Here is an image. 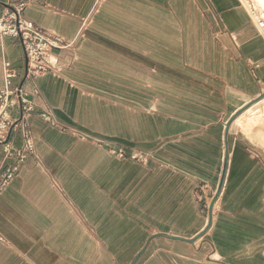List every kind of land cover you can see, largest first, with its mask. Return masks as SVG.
Here are the masks:
<instances>
[{
	"label": "crops",
	"instance_id": "1",
	"mask_svg": "<svg viewBox=\"0 0 264 264\" xmlns=\"http://www.w3.org/2000/svg\"><path fill=\"white\" fill-rule=\"evenodd\" d=\"M20 2L74 48L61 75L26 81L21 43L0 38V88L8 63L36 104L35 153L0 190V264H131L144 248L137 264H264V131L241 128L264 99L231 126L210 230L170 238L206 229L226 124L264 93V34L244 1L0 0V15ZM9 143L21 149V132ZM15 164L2 151L0 172Z\"/></svg>",
	"mask_w": 264,
	"mask_h": 264
},
{
	"label": "built area",
	"instance_id": "2",
	"mask_svg": "<svg viewBox=\"0 0 264 264\" xmlns=\"http://www.w3.org/2000/svg\"><path fill=\"white\" fill-rule=\"evenodd\" d=\"M244 3L246 4L245 1ZM25 6L24 2L17 5L14 3L3 4L4 10L0 15V38L11 37L21 43L26 60V81H34L48 73L61 75L64 68L67 67L66 64H63L61 55L63 52L73 50V42L42 29L25 18L23 14ZM250 8L248 7L249 10ZM250 12L253 13L251 10ZM257 26L260 28L263 24L260 26L257 24ZM5 68L6 83L4 87L0 88V154L3 151L6 158H15L16 164L0 172V190L4 189L19 172L24 160L35 153L30 120L36 111V104L30 99L23 86L11 88V79L15 74L10 69V64L6 63ZM17 107L20 110L18 118L12 114V110ZM41 117L52 125H57L52 111H44ZM17 131L21 132L24 140L23 147L18 150L9 143V136ZM110 150L117 157H126V151L122 148L113 147ZM134 155L132 156L134 159H147V156L144 155L139 158Z\"/></svg>",
	"mask_w": 264,
	"mask_h": 264
},
{
	"label": "water",
	"instance_id": "3",
	"mask_svg": "<svg viewBox=\"0 0 264 264\" xmlns=\"http://www.w3.org/2000/svg\"><path fill=\"white\" fill-rule=\"evenodd\" d=\"M57 54L59 52H56ZM264 99V93H262L258 98H256L255 100H253L252 102H250L247 106H245L244 108H242L239 112H237L234 116H232V118H230V120L227 122L226 124V129H225V144H226V152H225V159H224V167H223V172H222V176H221V180L216 192V195L213 198V201L210 205V209H209V222L208 225L206 227V229L195 239L192 240H188V239H184V238H179V237H170L172 239L175 240H181V241H185V242H189V243H194L196 242L198 239H200L201 237H203L211 228L212 226V220H213V210H214V206L216 204V202L218 201L221 192L223 190L224 187V183H225V179H226V175H227V169H228V160H229V145H228V137H229V132L231 129V126L233 124V122L242 114L244 113L246 110H248L250 107H252L253 105H255L256 103H258L259 101ZM161 234H157L152 236L147 245L149 244V242L155 238L160 236ZM146 248H144L135 258V260L131 263V264H137L138 261L141 259V257L143 256L144 252H145Z\"/></svg>",
	"mask_w": 264,
	"mask_h": 264
},
{
	"label": "rangeland",
	"instance_id": "4",
	"mask_svg": "<svg viewBox=\"0 0 264 264\" xmlns=\"http://www.w3.org/2000/svg\"><path fill=\"white\" fill-rule=\"evenodd\" d=\"M244 1L246 2L247 7H251L250 10L253 11V13L251 14L256 23L259 26L260 24H263V26H261L260 28H264V0ZM241 128L247 136H250L252 138L255 136L256 131H264V105L262 107H256V109H253L252 111L246 113L245 117L242 119ZM261 142L262 144H264V140L260 141L259 143ZM108 148L111 149L113 147L110 146Z\"/></svg>",
	"mask_w": 264,
	"mask_h": 264
},
{
	"label": "bare ground",
	"instance_id": "5",
	"mask_svg": "<svg viewBox=\"0 0 264 264\" xmlns=\"http://www.w3.org/2000/svg\"><path fill=\"white\" fill-rule=\"evenodd\" d=\"M256 20H257V18H256ZM261 30L263 31V33H264V28H261Z\"/></svg>",
	"mask_w": 264,
	"mask_h": 264
}]
</instances>
